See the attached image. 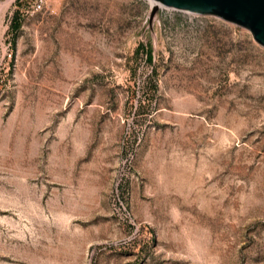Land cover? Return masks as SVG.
I'll return each instance as SVG.
<instances>
[{"label":"rangeland","instance_id":"374dc122","mask_svg":"<svg viewBox=\"0 0 264 264\" xmlns=\"http://www.w3.org/2000/svg\"><path fill=\"white\" fill-rule=\"evenodd\" d=\"M34 1L0 0V264H264V47L152 0Z\"/></svg>","mask_w":264,"mask_h":264},{"label":"water","instance_id":"95a60500","mask_svg":"<svg viewBox=\"0 0 264 264\" xmlns=\"http://www.w3.org/2000/svg\"><path fill=\"white\" fill-rule=\"evenodd\" d=\"M163 7L192 14L213 15L248 29L264 47V0H154ZM159 6H151L150 21Z\"/></svg>","mask_w":264,"mask_h":264},{"label":"built area","instance_id":"2783aa9c","mask_svg":"<svg viewBox=\"0 0 264 264\" xmlns=\"http://www.w3.org/2000/svg\"><path fill=\"white\" fill-rule=\"evenodd\" d=\"M44 3L45 0H35L32 5L33 11L41 10L43 8Z\"/></svg>","mask_w":264,"mask_h":264},{"label":"bare ground","instance_id":"6f19581e","mask_svg":"<svg viewBox=\"0 0 264 264\" xmlns=\"http://www.w3.org/2000/svg\"><path fill=\"white\" fill-rule=\"evenodd\" d=\"M8 2H9V4H10V0H8ZM8 2H7V3H8ZM152 2H153L154 4H156L157 6H159V7L162 6L161 4H159L158 2H155V1H153V0H152ZM5 4H6V3H5ZM154 4H153V5H154Z\"/></svg>","mask_w":264,"mask_h":264}]
</instances>
